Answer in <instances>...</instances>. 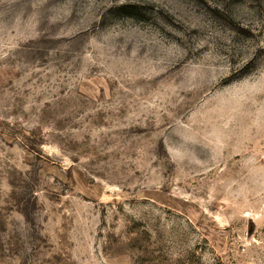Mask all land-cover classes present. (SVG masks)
Wrapping results in <instances>:
<instances>
[{"label": "rangeland", "instance_id": "1", "mask_svg": "<svg viewBox=\"0 0 264 264\" xmlns=\"http://www.w3.org/2000/svg\"><path fill=\"white\" fill-rule=\"evenodd\" d=\"M0 264H264V0H0Z\"/></svg>", "mask_w": 264, "mask_h": 264}]
</instances>
